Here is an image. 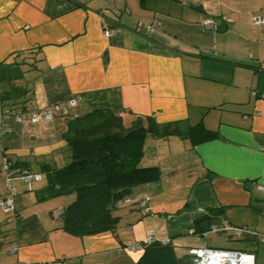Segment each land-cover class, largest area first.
<instances>
[{"label":"crops","instance_id":"obj_1","mask_svg":"<svg viewBox=\"0 0 264 264\" xmlns=\"http://www.w3.org/2000/svg\"><path fill=\"white\" fill-rule=\"evenodd\" d=\"M101 10L116 29L110 37L103 34ZM258 16L264 17V0H0V264H136L140 255L118 249L150 233L175 249L174 238L190 235L196 219L218 208L225 211L213 225L264 235L258 188L264 187V28L253 24ZM72 99L79 104L69 117L56 113L51 124L27 118ZM93 110L112 111L125 128L146 126L153 117L159 125L202 122L218 133L197 145L179 137L147 139L144 165L159 166L162 177L133 191L152 193L151 212L130 210L131 234L124 238L116 231L75 237L55 217L74 196L49 188L54 177L46 167L70 163L71 116ZM5 161L41 178L32 188L11 181L15 215L1 207ZM209 235L179 243L187 245L184 254L208 247ZM242 242L235 250L264 264V245Z\"/></svg>","mask_w":264,"mask_h":264},{"label":"trees","instance_id":"obj_2","mask_svg":"<svg viewBox=\"0 0 264 264\" xmlns=\"http://www.w3.org/2000/svg\"><path fill=\"white\" fill-rule=\"evenodd\" d=\"M103 10L100 14L106 20ZM71 119L66 137L70 163L59 170L46 167V171L53 173L54 177L50 189L57 187L59 196H74L60 210L62 215L59 219L61 230L75 237L115 232L120 220L116 210L133 204L140 209L144 195L132 199L133 189L139 185L155 184L162 177L159 166L144 165L143 162L149 137H179L192 145L218 138L217 131L207 129L202 122L187 127L177 122L159 125L153 117H148L146 126L125 128L122 117L110 110H93L84 116H71ZM125 199H129V203L123 204ZM224 211L225 208L210 209L194 221L189 234L202 238ZM7 215H15V210ZM35 221L32 218L29 225L33 227ZM167 241L154 240L147 245L136 264H193L192 256L178 257L170 240Z\"/></svg>","mask_w":264,"mask_h":264},{"label":"built area","instance_id":"obj_3","mask_svg":"<svg viewBox=\"0 0 264 264\" xmlns=\"http://www.w3.org/2000/svg\"><path fill=\"white\" fill-rule=\"evenodd\" d=\"M102 20V31L104 36L110 37L115 34L116 29L111 27L109 23L104 20L103 16L100 15ZM253 24L264 28V17L258 16L253 18ZM205 25L209 28H213L214 30L216 27L211 21H205ZM79 104L78 99H72L66 102L64 105L61 104H54L51 107L45 108L37 113L29 114L27 118L33 123H43V124H51L54 120V115L56 113H61L64 116L69 117L72 112L76 109ZM4 114L15 115V118L18 122L22 120L21 117L17 116L14 112L10 110L2 111ZM0 151H2L0 145ZM1 171L6 174V187H7V194L1 200V207L5 214H11L14 212V192L16 190L15 187L11 185V181L16 179L20 182L29 184V187L32 188V183L35 181H39L41 178L37 174L30 173L22 168H16L8 161H5L1 166ZM259 190L264 194V187L259 186ZM152 198V193L147 192L139 204L141 213L143 215L150 214V208L148 207V202ZM129 203V199H125L123 204ZM62 215V211H56L55 217L60 218ZM226 232L230 233L231 237L234 239L242 240V239H254L259 242V244L264 245V235L258 234L255 230L250 229L248 227H236L227 225L224 227H218L216 225H212L211 229L208 233H205L202 238H207V236L211 233H221ZM154 239L148 235L147 238L142 242H135V243H128L126 245L121 246L118 249L119 253L125 252H139L143 251V249L152 243ZM166 240L164 243H167ZM13 253L17 251V247L14 246ZM188 254L193 257V264H256V258L253 253L239 251V250H223V249H212L208 247L204 248H191L188 250Z\"/></svg>","mask_w":264,"mask_h":264},{"label":"rangeland","instance_id":"obj_4","mask_svg":"<svg viewBox=\"0 0 264 264\" xmlns=\"http://www.w3.org/2000/svg\"><path fill=\"white\" fill-rule=\"evenodd\" d=\"M143 185H139L137 187H135L133 189V191L137 188H142ZM138 195H135L134 192H132V195H131V198L134 199L135 197H137ZM67 198H62L60 199L61 201L63 200H66ZM70 203V202H69ZM132 207V209H131ZM130 210H134L133 212L135 213H140V211L138 212V206L133 204V205H127L125 208L124 207H120L118 210H116V215L117 216H120V220L117 224V228H116V233H118V235H122L123 234V238L125 237V234L126 232H128L129 234L130 233V229L132 228L131 224V211ZM150 214L146 215V217H149ZM135 217H138L136 214L134 215V218ZM139 218V217H138ZM133 219V218H132ZM140 222H138L139 224ZM137 224V225H138ZM188 234V232H187ZM184 235V236H178L176 238H174L175 241H178V242H174L175 244V251H176V254L179 256V257H182L186 254H184V252L186 251V248L187 245H184V244H179V243H186V240H189L190 238H195V237H191L190 235ZM150 235H152V238L154 240H161L159 238H157L155 236V234L153 233H150ZM147 238V236H146ZM145 238V239H146ZM186 238L185 240H182ZM144 239V240H145ZM143 240V241H144ZM181 240V241H179ZM166 241V240H164ZM130 243V242H129ZM135 243V242H134ZM242 240H238V239H234L233 237H230L229 235L227 234H222L220 233L219 234H211L209 235L208 239H207V245L209 248H212V249H229V250H235L237 249L241 244H242ZM198 245H201V244H198ZM133 254L135 255L136 257H138L139 255H141V251L139 252H125L124 254Z\"/></svg>","mask_w":264,"mask_h":264}]
</instances>
